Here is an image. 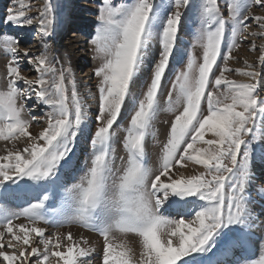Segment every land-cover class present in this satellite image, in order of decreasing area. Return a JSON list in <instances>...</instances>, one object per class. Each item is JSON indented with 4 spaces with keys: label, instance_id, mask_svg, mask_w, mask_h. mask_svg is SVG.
Instances as JSON below:
<instances>
[{
    "label": "snow or ice",
    "instance_id": "1",
    "mask_svg": "<svg viewBox=\"0 0 264 264\" xmlns=\"http://www.w3.org/2000/svg\"><path fill=\"white\" fill-rule=\"evenodd\" d=\"M93 2L85 11L96 18L88 33L99 61L94 118L70 61L57 68L49 55L69 6L43 0L28 15L31 3L11 0L0 20L33 29L42 49L32 53L30 34H0V264H90L97 249L88 239L47 231L65 225L101 238L100 264H264V186L256 189L255 171L264 165V43L261 71L247 61L244 69L228 67L248 36L264 38V15L253 12L264 0H223L225 11L218 0ZM188 21L193 27L185 28ZM253 22L258 31H250ZM22 62L34 79L22 74ZM233 71L247 82L228 79ZM170 76L174 118L150 162L146 141ZM33 124L41 126L35 135ZM118 143L125 156H117ZM189 165L203 171L186 175ZM116 234L137 238L139 253L115 243ZM257 239L261 254L250 259Z\"/></svg>",
    "mask_w": 264,
    "mask_h": 264
},
{
    "label": "rangeland",
    "instance_id": "2",
    "mask_svg": "<svg viewBox=\"0 0 264 264\" xmlns=\"http://www.w3.org/2000/svg\"><path fill=\"white\" fill-rule=\"evenodd\" d=\"M58 2L67 4L69 6L65 10L66 14L68 15V21H69L68 24L67 23L65 24V33L67 35V38L72 37V35L77 34L78 36L74 40L78 39L79 41H81V45L83 47L79 50H75V54H77V56H79V58H77L78 60L76 59V60L72 61L73 63H71V67H72L73 74H74V77H75V80L77 83V88L80 91L81 96L86 100V103L88 104L89 114L94 113V116H95L96 112L98 110V105H97V101L95 99H93V97L96 95L97 80L94 76H92V69L95 66H97L99 61L94 58V56H95L94 46L91 44V36H89L88 33L91 32L92 35H94L96 24L93 22L95 21L96 18H95V15L89 13L88 11H85V9H93L95 7V4H94L93 0H58ZM218 2L221 5L222 11H225L224 6H223V0H218ZM24 3L26 5L31 3V5H32L31 11H29L27 13L28 15H35L37 8L43 6V0H24ZM84 4H87L86 7H82ZM10 7H13L11 0H0V20H2V18L5 16V14L7 12V9ZM16 7H18V5ZM253 12L257 15H264V9L254 7ZM75 17H80V19L84 20L82 22L84 24V26H83V28H81V31H78L79 33L75 32V29H77L76 26H78L80 23L77 21L78 25L75 24L76 23ZM73 20H74V22H73ZM188 27H193L191 21H188L185 23V28H188ZM258 30L259 29L257 28L255 23L253 22L251 24L250 31H258ZM86 32H87V34H85ZM0 34H19V35H29L30 34L32 36V44L30 46V50L32 51V53L37 54L39 51L42 50L38 47L39 38L33 29L25 28V29L21 30L20 28H17L15 26H9V25H6V24L0 22ZM245 35H247V33H245ZM182 39H184L188 43L189 51L193 52L197 56L200 55V53H201L200 48L198 46L192 47V37L190 34L182 33ZM59 41H60V36L56 37L55 41H53V40L48 41V43L50 45L49 55L55 56V57H57V59L59 57V59L57 60V64H56L57 68L60 67L61 63H63L64 66L67 67L68 62H69V57L66 55H68V54L72 55L71 54L72 49L69 46H65L63 49H61V45H60ZM253 41H255V43L257 45L256 51L250 50V46H251V43ZM262 43H264V38L248 36V40L246 42L241 43V46L233 52V56L236 57V59L229 61L228 67L231 69H236V68L244 69L245 68V61H247L249 64H255L257 71H261V66L257 62V57L259 56V46ZM57 49H58V51H57ZM60 59H61V63H59ZM82 64L83 65L87 64L88 68L87 69H83V68L81 69L80 67ZM185 66H186V60H185L184 64L177 65L175 70L176 71L183 70ZM22 74L28 78H33V79L35 78V74L33 72H30L28 70V65L23 64V62H22ZM83 74H88V76H86L84 78H79V76H82ZM4 75H5V55L3 53V50L0 49V89H2L5 86ZM225 75L228 79L237 80V81L247 82V79H248L247 77L239 75L238 73H236L234 71L233 72H227V73H225ZM146 79H147V77H146ZM172 79H174V76H171L168 79H165L163 81L165 95L160 98L161 111L158 113L157 117L155 118V120L153 122V131H154L156 136L155 135L150 136V137H148V139L146 141L147 148L148 149L150 148V150L153 149V151H150L147 149L148 153L151 152L150 153L151 156L149 155L150 158L151 157L153 158V159L152 158L150 159L151 160L150 162H153L157 159V155H158L159 148H160V146H159L160 144H158L160 141L158 140L159 138L157 136H159L158 132H159L160 127L163 125V127L167 131L168 130V121L171 120L172 118H174V114L167 109V92L171 88V80ZM263 82H264V80H262V82H261V84H262L261 91H264ZM143 86H144V84H143ZM21 87H23V86H21ZM91 108H94V109L92 110ZM170 114H171V116H170ZM36 115L37 116L40 115L39 109L36 110ZM126 116H127V114L125 113V117ZM168 117H169V120H167ZM157 118L159 120H157ZM40 127H41L40 125L33 124V126L29 129V131L33 135H35L39 132ZM119 133H118V136L123 135L122 132H119ZM206 138H212V137L210 134H208L206 136ZM162 142L163 141H161L160 143H162ZM5 143L6 142H4V141H0V146L3 148V149L0 148V151L1 152L3 151L2 154H4ZM18 145L21 148L24 146L23 139L20 142H18ZM9 147H11V145H9ZM1 152H0V155H2ZM154 154H156V158H155ZM125 155H126V153L123 151L122 145L118 143L117 144V156L120 157V156H125ZM117 163H118L117 166H119L120 165L119 159H117ZM262 166L263 165H261L259 163L257 164V168L255 170L256 173L261 172L260 168H262ZM182 171H184L186 175H191V174H198L200 171H203V169L200 166L189 165V167L186 170L182 169ZM263 173H264V171L261 172L262 175H264ZM79 175H82V173L77 174V179H78ZM262 177L263 176H261V178ZM261 178L257 177L256 189H259L260 186H264V182L262 183L260 181ZM260 183H262V185H259ZM254 196H256V198L259 199V197H257V195H254ZM9 206L14 207L15 205L13 204V205H9ZM17 222H20V221H17ZM83 229L84 228L80 227L79 225H65L63 228H60V229H57L55 227L54 228L53 227L47 228V230L51 233H55L58 231L67 233L68 231H71L73 233L74 237H75V233H76L75 230H78L79 233L80 232L82 233V234H78V236H79L78 240L81 236H83L85 239L89 238L88 240L90 241L91 238L94 236L93 237L95 240L94 242L98 243V244H96L95 247H97V251L100 252L101 247L99 246V244H101L100 243L101 238H99L95 233L88 232L86 230L84 231ZM257 235H259V233ZM116 236L117 237H116L115 243H117V244L120 243L119 241H123V239L125 240L126 243H131V241L133 239H135V237L132 235H129L130 237H128V236L122 237L120 234H116ZM119 237H121V238H119ZM136 241H137V239H136ZM250 250H251V254H250V256L248 255L247 257L250 259H258L259 255L261 254V246L259 244L258 239H257V243L255 245L251 246ZM246 255H247V252H246ZM52 259H54V258H52ZM94 259H96V257ZM94 259L90 260V264L92 262H94ZM100 260H101V257H100Z\"/></svg>",
    "mask_w": 264,
    "mask_h": 264
},
{
    "label": "bare ground",
    "instance_id": "3",
    "mask_svg": "<svg viewBox=\"0 0 264 264\" xmlns=\"http://www.w3.org/2000/svg\"><path fill=\"white\" fill-rule=\"evenodd\" d=\"M86 5L87 4H84L82 7H86ZM76 19H78L77 21L78 22H80L79 23V25H78V23H77V21H75L76 23L75 24H77L78 26H77V28H79V29H81V28H83V26H84V24L82 23L84 20H82V19H80V17H76ZM73 22H74V20H73ZM87 22V21H86ZM69 23V21L67 22V24ZM78 35L77 34H75V35H72V37H69V38H67V35H66V33H65V30H64V32L62 33V36H61V38H60V41H59V43H60V45H61V49H63L65 46H69V47H71V49H72V52H71V54L72 55H70V54H68V55H66V56H68L69 57V61H70V63H73L72 61L73 60H76L77 58H79V56H77V54H75V50H79V49H81V48H83L82 47V45H81V41H79L78 39L77 40H74L76 37H77ZM59 45V44H58ZM69 53V52H68ZM58 59H59V57H58ZM57 59V60H58ZM68 60V59H67ZM78 60V59H77ZM59 63H61V59H60V62ZM81 69L83 68V69H87L88 68V65L87 64H82L81 65V67H80ZM82 73V72H81ZM86 76H88V74H83L82 76H79V78H84V77H86ZM171 77V76H170ZM30 79H33V78H30ZM146 78H145V76L140 80V81H138V87H141L142 88V86H143V81L145 80ZM21 86H23V85H21ZM263 87H264V82H263ZM92 94V93H91ZM91 97V96H90ZM94 99V98H93ZM96 105V104H95ZM92 110L94 109V108H91ZM166 114V113H165ZM89 116H90V118H94L93 116H94V113H90L89 114ZM162 116V115H161ZM164 116V115H163ZM170 116H171V114H170ZM169 116V117H170ZM169 117L167 118V120H169ZM173 119V118H172ZM157 120H159L158 118H157ZM161 122V121H160ZM159 123V122H158ZM166 129L163 127V125L160 127V129H159V132H158V135L159 136H157L159 139V141L161 142V141H164L165 140V138H166ZM120 134V133H119ZM119 136H121V135H119ZM156 136V135H155ZM158 143V144H161V143ZM155 145V144H154ZM157 146V145H156ZM160 146V145H159ZM158 146V147H159ZM0 148L1 149H3L1 146H0ZM148 149V148H147ZM148 150H150V148L148 149ZM150 151H153V149L152 150H150ZM1 152V151H0ZM3 153V151L1 152V154ZM151 153V152H150ZM149 153V155L151 156V154ZM155 155V158H156V154H154ZM154 157V156H153ZM152 158V157H151ZM153 159V158H152ZM151 161V160H150ZM118 164V163H117ZM257 168V167H256ZM260 168V167H259ZM260 170H261V172H263L264 171V165L262 166V168H260ZM259 171V170H258ZM261 172H258V173H256V176L257 177H259V178H261V176H263L261 179H260V181L263 183L264 182V175H262L261 174ZM264 174V173H263ZM258 182V181H257ZM259 183V182H258ZM262 183H260L259 185H262ZM256 186H257V184H256ZM258 190V189H257ZM252 195L254 196V195H257V191H253V193H252ZM254 197H256V196H254ZM257 197H258V195H257ZM12 207V206H11ZM20 222H23V221H20ZM54 228V227H53ZM84 231L86 230V231H88V232H91V231H89V230H87V229H83ZM48 231V230H47ZM76 231V233H75V238L78 240V234H82L81 232L79 233V231L78 230H75ZM49 232V231H48ZM49 233H51V232H49ZM93 233V232H92ZM85 234V233H84ZM83 234V235H84ZM91 235V234H90ZM89 235V236H90ZM97 235V234H96ZM131 235V234H130ZM118 236V235H117ZM116 236V237H117ZM92 237V236H91ZM94 237V236H93ZM91 238V240H90V244L92 245V246H96V244H98V243H95L94 241V238ZM123 237V236H122ZM128 237H130V236H128ZM119 238H121V237H119ZM89 239V238H88ZM98 239V238H97ZM136 239L137 238H135V239H133L132 241H131V243H127L128 244V246L130 245V247H133L135 250H136V252H137V254L139 253V248L137 247V243H136ZM121 240V239H120ZM100 241V240H99ZM119 241V240H118ZM123 241H125L124 239H123ZM117 242V241H116ZM119 242H121V241H119ZM129 242V241H128ZM100 243H101V241H100ZM119 244V243H118ZM99 246L101 247V244H99ZM96 249H97V247H96ZM251 247L249 248V250L247 251V255H246V253H245V255H246V257L249 255L250 256V254H251ZM96 257V259H94ZM100 252H98L97 251V253L96 254H94L93 255V257L91 258V259H94V262H92L91 264H99L100 263Z\"/></svg>",
    "mask_w": 264,
    "mask_h": 264
}]
</instances>
